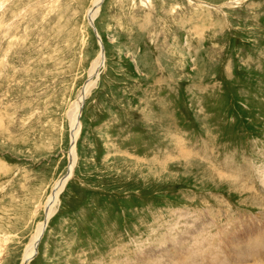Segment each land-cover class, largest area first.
Returning <instances> with one entry per match:
<instances>
[{
  "label": "rangeland",
  "instance_id": "374dc122",
  "mask_svg": "<svg viewBox=\"0 0 264 264\" xmlns=\"http://www.w3.org/2000/svg\"><path fill=\"white\" fill-rule=\"evenodd\" d=\"M93 1L0 0V264L21 263L69 170L98 35L30 264H178L181 243L264 231V0H105L98 35Z\"/></svg>",
  "mask_w": 264,
  "mask_h": 264
},
{
  "label": "bare ground",
  "instance_id": "6f19581e",
  "mask_svg": "<svg viewBox=\"0 0 264 264\" xmlns=\"http://www.w3.org/2000/svg\"><path fill=\"white\" fill-rule=\"evenodd\" d=\"M104 2H105V0H94L91 8L89 9L88 14H87L89 23L97 35H98V33H97V30L95 29V19L98 16ZM98 40H99V46H100L99 56L95 60V62L93 63L90 74H89L90 79L88 80V82L86 83L84 88L81 90V92L77 98V101L74 104L72 112L70 114V121H71L70 122L71 123V131L70 132H71V142L72 143H71V151H70L71 162H70L69 170H68L67 174L65 176H63L61 179H59L56 182V184L54 185L53 191H52V193L48 199V202L46 204V207H45V219L38 226V229H37L35 235L33 236L32 240L30 241V244L28 245V247L26 248V250L22 256V261L20 264H30L33 261V259L37 256L38 248H39L40 242H41V240H42V238L46 232V229L48 227L49 220L54 215L56 208L59 204L60 195L63 192L68 181L73 176L74 168H75V164H76V157H77L76 156V145H77L78 137H79V134L81 131V126H82L81 120H80L81 116H82L81 112H82L84 103L86 101V98L90 94L91 90L97 84V80L99 79L101 69L106 64V53H105L104 45L102 43L103 41L99 35H98ZM262 182L264 184V174L262 175ZM260 205H261V203H260ZM262 205H263V203H262ZM193 221H195V220H193ZM195 225H198V224H195ZM204 230L209 231V229H206V228ZM189 231L193 232V231H191V229H189ZM196 232H197V230H196ZM189 234H191V233H189ZM221 234H223L222 238H221V240H222L221 244H223L222 245V251H221V249H220V251L218 250V247L221 246V244H219V242L216 241L218 238L213 239L210 237V234H209V236H205L202 239H200L201 240L200 246L198 244H195V243L191 244L192 242L190 243V245H184L181 243V245L183 246L184 249L176 250L174 252V256L176 258L182 257L181 263H178V264H231V263H234V264L241 263L242 264L244 262H242V258H241L242 255H240V254H244V257L250 256L249 262H251V255H252L255 259H257V264L258 263H264L261 261V260L264 261V251L262 252V250L264 248V231H259V232L253 233L248 238H247L248 234H246L245 235L246 240H243V241L237 240L236 235H235V231H233L232 229H231L230 233L221 232ZM173 236H175V235H173ZM183 239H185V238H183ZM187 244H189V243H187ZM162 248H163V245H162ZM155 264H163V263L162 262H156Z\"/></svg>",
  "mask_w": 264,
  "mask_h": 264
}]
</instances>
